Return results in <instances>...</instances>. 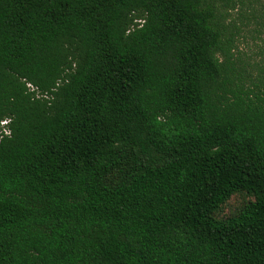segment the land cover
<instances>
[{
    "label": "trees",
    "instance_id": "trees-1",
    "mask_svg": "<svg viewBox=\"0 0 264 264\" xmlns=\"http://www.w3.org/2000/svg\"><path fill=\"white\" fill-rule=\"evenodd\" d=\"M234 3L0 0V264H264V67L233 58Z\"/></svg>",
    "mask_w": 264,
    "mask_h": 264
},
{
    "label": "rangeland",
    "instance_id": "rangeland-1",
    "mask_svg": "<svg viewBox=\"0 0 264 264\" xmlns=\"http://www.w3.org/2000/svg\"><path fill=\"white\" fill-rule=\"evenodd\" d=\"M234 1V6L221 7L224 23L230 25L228 32L233 30V25L237 26L233 30V58L239 64H244L252 75H256L264 67V28L254 19V14H259L260 6L255 0ZM254 200L255 196L246 191L235 192L213 216L220 220L235 216Z\"/></svg>",
    "mask_w": 264,
    "mask_h": 264
},
{
    "label": "built area",
    "instance_id": "built-area-1",
    "mask_svg": "<svg viewBox=\"0 0 264 264\" xmlns=\"http://www.w3.org/2000/svg\"><path fill=\"white\" fill-rule=\"evenodd\" d=\"M29 85L32 87L31 84H29ZM10 120L11 119H9V118H5L0 122V139L3 137V135H10L11 130L8 127Z\"/></svg>",
    "mask_w": 264,
    "mask_h": 264
}]
</instances>
